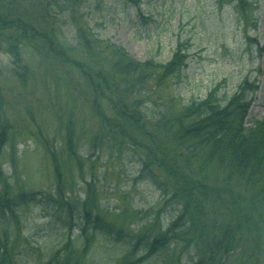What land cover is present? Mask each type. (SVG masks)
Wrapping results in <instances>:
<instances>
[{
    "label": "rangeland",
    "instance_id": "1",
    "mask_svg": "<svg viewBox=\"0 0 264 264\" xmlns=\"http://www.w3.org/2000/svg\"><path fill=\"white\" fill-rule=\"evenodd\" d=\"M57 15L47 27L52 24L54 34L70 50L75 62L91 64L94 76L123 78V73L133 71L119 66V55L112 48L114 44L123 46L128 56L137 61L153 58L166 62L182 40L189 45L185 52L186 66L178 77L167 79L163 83L166 85L159 88L165 96L176 95L177 105L182 107L192 100L204 99L217 84H221L220 94L229 96L246 81L249 85L247 125L264 117V0H248L244 5L236 0H140L137 7L131 0H86L83 8L73 14L67 9L64 16ZM38 22L41 26L46 24ZM85 23L92 28L87 33L90 46L80 37L79 28ZM109 43L112 45L107 47ZM7 44L0 49V127H8V131H2L3 136L10 135L15 148L7 142L0 150V163L11 181L19 179L16 187L53 192L58 182L54 155L66 194L72 186L74 194L85 199L92 187L94 205L107 213L108 220L118 224L117 229L124 230L123 236L125 232L138 234L140 228L157 222L156 229L166 228L168 218L177 215L178 208L168 203L152 183L136 180L142 157L128 138L118 136L113 143L103 137L87 74L81 67L71 62L47 64L27 42L21 43L19 63L7 50ZM133 75L134 72L130 76ZM104 103L108 112L114 113L110 103ZM163 107L160 104L157 109L154 103H148L147 108L141 109L145 115L144 123L140 124L147 126L152 114ZM127 126V137L135 135L146 145L156 138L154 147L167 153L178 150L181 154L179 142L168 129L147 126L149 137L156 134L149 142L148 133L143 136L136 127ZM69 132L83 152V159L67 152L65 143ZM188 162L192 167L188 170L202 174L207 182L224 181L223 186H233L236 204L253 205L251 218L258 216L255 221L264 224V189L259 195L255 193L263 183L256 188L254 185V191L249 189L250 183L242 185V180L238 184L229 177L224 179L227 171L216 163L201 166L200 157H192ZM255 177H258L255 181H264V176ZM221 193L228 196L226 192ZM216 200L212 201L214 205ZM17 215L19 227L10 218L6 219L2 231L14 242L17 254L14 264H45L58 254L64 256V262L68 256L66 264H123L121 259L137 243V239L129 242L123 236L117 239L99 231L84 253L86 241L77 227L64 223L65 212L29 203L19 206ZM185 236L178 243H171L132 264H167L173 250L176 263L181 264H194L203 251L208 255L206 242H185ZM146 252L140 246L133 257L139 258Z\"/></svg>",
    "mask_w": 264,
    "mask_h": 264
},
{
    "label": "trees",
    "instance_id": "2",
    "mask_svg": "<svg viewBox=\"0 0 264 264\" xmlns=\"http://www.w3.org/2000/svg\"><path fill=\"white\" fill-rule=\"evenodd\" d=\"M85 1L0 0V49L3 48V44L8 43L7 50L21 63L20 46L22 42H27L47 64L56 66L59 63L71 62L80 66L87 74L88 87L94 97L93 108L98 114L99 129L103 137L115 143L118 136H124L130 140L134 148L139 149L142 157L141 169L136 180L141 179L157 187L167 202L178 208V214L168 218L167 227L164 229H160V226L156 229L157 222L148 228H144L145 226L140 228L138 234L130 235L129 232H125L126 236H123L124 230L117 229L120 228L118 224L114 220H108L107 213L98 205H94L92 187L87 190L85 199L74 194L72 186H69L71 192L66 194L65 184L60 179L58 161L56 162L52 150L49 151L53 155L58 179L53 192L27 191L21 185L19 188L16 187L19 179L17 182L11 181V176L7 175L0 163V264H14V258L17 257L14 242L10 241L6 231L2 233L6 219L11 218L18 226L17 208L29 203L65 212L64 223L77 227L86 241L84 253L91 245L93 235L99 231L103 235L117 239L123 236L122 239L129 242L130 239H137V243L121 259L123 264L142 261L171 243H178L185 235V242L204 241L209 246L208 255L203 251L194 264H264V224L255 221L258 216L251 218L253 205H237L235 192L232 193L233 186H223L222 183L226 182L218 183L217 180L211 184L202 174L188 170L192 169L188 161L192 157H200L201 166L216 163L219 168L227 171V174L223 175L224 179L229 177L238 184L242 180L244 181L242 185L250 183L252 185L249 189L254 191L258 184L263 183L255 192L257 195L262 193L264 181H255L258 178L255 176H264V117L247 125L246 92L249 85L246 81L241 82L237 90L228 96L220 94L221 84H217L204 99L192 100L178 107L176 95L165 96L167 94L159 88L166 85L163 83L167 79L178 77L186 66L185 52L189 45L182 40L178 41L173 56L166 62H159L153 58L145 62L137 61L128 56L123 46L114 44L112 48L114 47V54L119 55V66L125 71L129 69L133 71L123 73V78L114 76L113 79H109L105 74L92 75L91 64L75 62L76 59L69 54L70 50L54 34L52 24L51 27H47L52 17L58 18L57 13L64 16L67 9H71L73 14L77 9L83 8ZM131 1L136 7L140 5V0ZM236 1L244 5L248 0ZM81 15L84 16L85 12L82 11ZM38 20L46 22L45 26H41ZM91 30L89 23L79 28L80 37L87 46H90L87 33H91ZM110 45L112 43L107 44V47ZM98 68L97 72L100 71V67ZM132 72L134 77L130 76ZM128 97L132 100L127 101ZM105 101L110 103L114 113L108 112L103 106ZM148 103H154L157 109L160 104L164 107L157 113L152 111L154 114L147 126L152 124L157 128L168 129V133H172L179 142L181 154L178 150L167 153L154 147L153 141L157 143L154 138L156 134L153 133L149 137L150 129L140 124L144 123L142 118L145 115L141 109L147 108ZM127 125L136 127L143 136L148 133L149 142L154 138L152 145H146L135 135L127 137ZM7 128L0 127V150L7 142L15 148L10 135L3 136L2 131H8ZM102 141L101 139L100 143ZM100 143L96 144L99 146ZM65 145L69 154L76 159H83V152L73 142L71 132L67 135ZM221 192H226L228 196H223ZM214 199H217L215 205L212 202ZM257 214L259 215V211ZM140 246L147 252L139 258L133 257ZM174 252L175 250L168 256L170 260H167V264L176 263ZM62 256L55 255L45 264H66L68 256L65 262Z\"/></svg>",
    "mask_w": 264,
    "mask_h": 264
}]
</instances>
